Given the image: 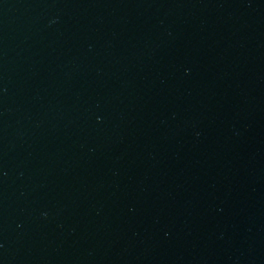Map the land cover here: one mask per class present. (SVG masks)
I'll use <instances>...</instances> for the list:
<instances>
[{"label":"water","instance_id":"95a60500","mask_svg":"<svg viewBox=\"0 0 264 264\" xmlns=\"http://www.w3.org/2000/svg\"><path fill=\"white\" fill-rule=\"evenodd\" d=\"M0 264H264V0H0Z\"/></svg>","mask_w":264,"mask_h":264}]
</instances>
